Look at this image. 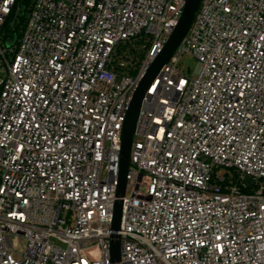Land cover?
Returning <instances> with one entry per match:
<instances>
[{
	"label": "built area",
	"instance_id": "2783aa9c",
	"mask_svg": "<svg viewBox=\"0 0 264 264\" xmlns=\"http://www.w3.org/2000/svg\"><path fill=\"white\" fill-rule=\"evenodd\" d=\"M183 6L32 0L0 45V264H264V0L199 1L141 100L117 195L128 105ZM127 44L143 57L116 58Z\"/></svg>",
	"mask_w": 264,
	"mask_h": 264
},
{
	"label": "water",
	"instance_id": "95a60500",
	"mask_svg": "<svg viewBox=\"0 0 264 264\" xmlns=\"http://www.w3.org/2000/svg\"><path fill=\"white\" fill-rule=\"evenodd\" d=\"M199 1L200 0H184L183 10L177 25L172 30L162 51L153 59L147 70L141 75L137 88L132 95L121 131V160L118 170L117 195L122 196L124 193L133 130L141 100L145 94L150 80L154 78L161 66L168 61L180 40L187 32L192 22L194 13L198 7ZM15 41L16 37H13L6 42V46L12 45ZM120 213L121 202L116 201L111 224V228L114 230H117L119 227ZM110 257L113 263H118L120 260L119 240L117 239V236L111 241Z\"/></svg>",
	"mask_w": 264,
	"mask_h": 264
},
{
	"label": "trees",
	"instance_id": "16d2710c",
	"mask_svg": "<svg viewBox=\"0 0 264 264\" xmlns=\"http://www.w3.org/2000/svg\"><path fill=\"white\" fill-rule=\"evenodd\" d=\"M32 0H16L11 14L7 17L6 22L2 27V35L6 40L13 37L19 38L24 27L27 13L30 9ZM136 45V44H130ZM137 46V45H136ZM139 46V45H138ZM131 58L134 60L140 59L144 55V49L130 48Z\"/></svg>",
	"mask_w": 264,
	"mask_h": 264
},
{
	"label": "rangeland",
	"instance_id": "374dc122",
	"mask_svg": "<svg viewBox=\"0 0 264 264\" xmlns=\"http://www.w3.org/2000/svg\"><path fill=\"white\" fill-rule=\"evenodd\" d=\"M6 38L3 37L2 33H0V45L4 46L6 45ZM130 48H135V49H142V47L140 46H136V45H120L119 48L117 49V51L114 53L116 58H120L118 57L119 55L126 54L130 52ZM10 54H8V58H10ZM138 60V59H137ZM197 59L188 54V53H183L179 59H178V68L180 71H182L185 74H192L193 71L195 70V68L197 67ZM2 76V74L0 73V77Z\"/></svg>",
	"mask_w": 264,
	"mask_h": 264
}]
</instances>
